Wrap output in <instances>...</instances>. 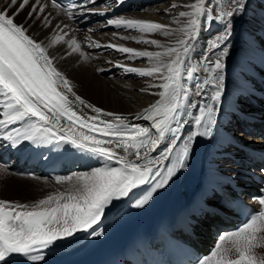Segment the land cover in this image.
I'll return each mask as SVG.
<instances>
[{"label": "snow or ice", "instance_id": "snow-or-ice-1", "mask_svg": "<svg viewBox=\"0 0 264 264\" xmlns=\"http://www.w3.org/2000/svg\"><path fill=\"white\" fill-rule=\"evenodd\" d=\"M52 2L54 8L62 7L56 0ZM181 6L189 10L173 17L176 28L135 18L107 21L108 25L141 33L140 37L121 39L161 49L148 51L107 45L128 54L129 59L149 61L150 66L145 68L117 65L126 73L157 81L148 87L159 89L152 93L159 99L135 117L150 122L149 126H142L130 123L126 117L104 113L73 91L70 81L55 66L57 57L49 54L50 48L66 44L69 49L66 55L79 53L84 60L88 59L80 42L64 31L68 25L63 28L56 25L57 32L45 45L27 34L25 23H17L16 17L28 8L26 21L35 23L42 19L47 27L51 24L49 18L36 15L44 13L46 6L40 0H5L0 8V138L12 148H19L25 141L36 146L54 144L57 148L70 145L100 160L101 166L57 176L58 184L67 183L70 188L50 194L31 206L0 200V264H14L16 256L38 264L45 260L44 250L57 241L78 232L94 237L102 235L98 226L115 201L149 185L142 197L131 203L133 208H144L158 190L187 167L196 138L213 137L225 93V60L232 47L233 20L244 12L246 0H214V4L209 0H194L190 4L171 5ZM77 7L76 4L64 6L69 19H74L73 10ZM202 18L219 22L222 30L208 41L201 59L194 61L192 53L202 30ZM157 32L176 38L170 46L144 38L143 34ZM89 46L101 45L89 40ZM201 72L206 75H197ZM192 96L204 99L197 102L190 100ZM81 106L90 108L96 115L88 116ZM101 115L113 119H101ZM18 123L20 127L9 129ZM189 123L195 130L178 144L181 130ZM161 145H164L162 150L153 155ZM4 168L0 164V169ZM254 199L260 210L238 229L220 234L210 254L197 259L195 264H264V255L257 252L264 248V195Z\"/></svg>", "mask_w": 264, "mask_h": 264}, {"label": "bare ground", "instance_id": "bare-ground-1", "mask_svg": "<svg viewBox=\"0 0 264 264\" xmlns=\"http://www.w3.org/2000/svg\"><path fill=\"white\" fill-rule=\"evenodd\" d=\"M96 1L100 3V6L92 9L87 17H94L95 21L79 32H75V26L71 25L61 10L54 8L53 5L49 4L46 0H40L41 4L46 6L44 13H37L36 15L47 16L49 18L51 24L47 27L44 26L42 19L35 23L26 21L28 11H30L28 8L16 17V22L25 23V26L28 28L27 34L45 45L49 43L50 38L57 32L56 25H60L61 28H63L64 25H68L67 28H64V31L68 32L69 36H74L77 41L80 42L81 50L87 55L88 59L84 60L79 53L66 55L69 52L66 44H60L50 48L49 54L57 57L55 66L58 70H62L64 76L70 81L76 95H79L86 103L101 108L104 113L111 112L115 115L126 117L130 123L149 126V121L136 119L135 117L138 114H142L145 108L159 99L158 96L152 95V93L158 92L159 89H149L148 87L149 84L157 81L152 77L140 76L136 73H126L122 67H117L118 64L136 68L149 67L148 59H129L128 54H122L114 48L107 47V45L111 43L148 51H161V49L157 48L155 45L137 43L132 39H121V37H140L141 33L136 30L117 28L108 25L107 21L119 17L135 18L176 28L177 25L173 22V17L177 16L180 11L189 9L182 6L172 8L171 5L190 4L193 3L194 0ZM32 2H34V0H32ZM209 2H213L214 4V0H209ZM4 3L5 0H0V8L4 6ZM113 11H115L116 14L114 17H111L110 14ZM104 17H106L105 20H103ZM221 30L222 25L219 22H208L202 18V30L195 44V51L192 53L194 61H199L201 59L202 54L205 53L207 49L208 41ZM143 35L146 39H156L160 41L162 45L166 46H170L176 38L174 36L165 37L159 32ZM68 38L69 37H65V39ZM89 40L101 46L90 47ZM231 45L230 55L225 60V93L222 96L220 104L221 111L217 114V124L214 129V135L211 138H196L193 144V152L190 154L189 160L187 161V167L181 170L169 184L160 191L163 195V199L169 197L184 199L187 195H193L194 198L197 199L205 197L207 198V202H210L212 197L209 198L206 196L207 187L203 185V183L206 181H214V183L222 184L225 178L231 177V174H234V170L238 168L239 160L235 144L242 142L246 143L251 139L250 136L248 137L242 132V129L253 124L250 122L243 123V120L241 121L240 118H261V115H264L263 105L257 106L250 104L248 106V102L251 98L259 100L260 102L264 101V91L262 90V85L264 86V0H246L244 12L233 20ZM209 55L212 56L211 53H209ZM61 56L65 58L60 59ZM255 74V78L251 79ZM132 75H136L137 79H133L134 77L132 78ZM197 75L203 77L206 74L201 72ZM141 89L148 90L141 91ZM201 99L204 98L196 96L190 97V100L197 102ZM81 108L83 112L89 116L96 115L90 108H83V106H81ZM192 111L194 114H198L197 109H193ZM101 117L109 120L113 119V117L104 115H101ZM20 126L21 125L18 123L9 126V129ZM261 129H263V127H261ZM194 130V125L192 123L185 125L181 130V140L178 141V144L182 143L183 138L187 137V135ZM251 142L254 144L260 143V138L251 139ZM165 143H167V141ZM260 145L264 147V143ZM163 146L164 145H161V148L158 149L157 152H154L153 155H157L159 151L162 150ZM63 149L72 151L75 154L80 153L70 145H64L58 148L57 152H61ZM223 150L226 151L224 152ZM222 151L224 153H221ZM190 160H192V162H190ZM224 162L228 164L226 167H221L219 170L220 166L218 164ZM98 166H101L100 160L82 153L81 160L74 166L75 170L70 175L89 171L92 167ZM223 168H226V170ZM201 173L205 175L203 180L200 178ZM33 178H36L34 180L37 182H33L32 185L17 184L15 182L22 180H29L30 182ZM24 182L26 181L21 183ZM39 182H43V179L36 176L19 177L0 169V184L4 185V193L7 194L5 197L16 198V203L28 204L27 196H29L28 193L30 192L25 191L22 187L28 190H31V187L38 189V187L40 188ZM65 186L67 187L69 184ZM136 191L137 189L134 190L130 197L134 195ZM0 194H2L1 191ZM126 199L127 198H123L120 201H115L113 205L106 210V214L98 228L110 214L122 203H125ZM256 205L257 207H261L258 201ZM191 210H193L194 214H198L199 217L205 216V213L201 212L202 209L198 204H194ZM191 218H193V216ZM88 235L89 234L85 232H78L74 236L80 238ZM257 252L258 254L264 255V248L258 249Z\"/></svg>", "mask_w": 264, "mask_h": 264}, {"label": "rangeland", "instance_id": "rangeland-1", "mask_svg": "<svg viewBox=\"0 0 264 264\" xmlns=\"http://www.w3.org/2000/svg\"><path fill=\"white\" fill-rule=\"evenodd\" d=\"M213 3V2H212ZM121 15V14H120ZM120 15H117V16H120ZM205 21H206V19H204ZM76 32V31H75ZM81 34V33H80ZM138 60H139V58H137ZM136 59V60H137ZM59 71H61L62 72V70H60L59 69ZM64 75V74H63ZM134 77V78H133ZM132 78L133 79H137V77H136V75H132ZM245 103V102H244ZM244 103H242V104H244ZM243 141H244V139H243ZM224 152L226 151V150H223ZM221 152V153H224V152ZM228 163H222V164H218L219 166H220V168H219V170L221 169V167H226V165H227ZM223 169H225L226 170V168H223ZM46 179H43V182H39L40 184V188L38 187V189H34V188H32L31 186V190H28V189H26V188H23L22 187V189H25V191H28V192H30V193H28V195L29 196H27L28 197V205H32V204H34L35 202H37V201H39L40 199H43V198H45L46 196H48V195H50V194H53V193H56V192H60V191H66V190H68L69 188H70V185L69 186H65L67 183H64V184H58L57 182H56V179L55 180H53V181H49V180H46ZM23 181H26V182H24V183H21V182H23ZM29 180H22V181H15L17 184H27V185H32L33 184V182H37L36 180H32V181H30L29 183ZM1 186H0V191L2 192V194H0V198H1V200H6V201H12V202H17L16 201V198H13V197H11V198H7V197H5V195H7V194H5L4 192V185H2V184H0ZM44 187V188H43ZM4 195V196H3ZM9 199V200H8ZM14 200V201H13ZM20 201H21V199H20Z\"/></svg>", "mask_w": 264, "mask_h": 264}]
</instances>
